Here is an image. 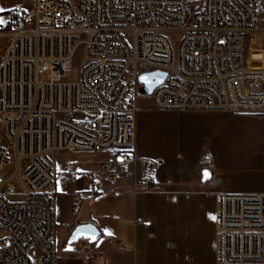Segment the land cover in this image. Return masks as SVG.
<instances>
[{"label": "built area", "instance_id": "2783aa9c", "mask_svg": "<svg viewBox=\"0 0 264 264\" xmlns=\"http://www.w3.org/2000/svg\"><path fill=\"white\" fill-rule=\"evenodd\" d=\"M25 1L257 0H17ZM257 30L258 19H8L0 31L8 39L0 61V264L54 262L53 152H104L111 188L131 179L134 194L154 189L135 175L139 76L167 75L148 96L158 111L264 113V70L248 64ZM80 49L72 82L66 74ZM79 176L93 182L75 165L64 174ZM85 199L76 194L73 217ZM216 236L217 264H264V193H219Z\"/></svg>", "mask_w": 264, "mask_h": 264}, {"label": "crops", "instance_id": "0c3cea01", "mask_svg": "<svg viewBox=\"0 0 264 264\" xmlns=\"http://www.w3.org/2000/svg\"><path fill=\"white\" fill-rule=\"evenodd\" d=\"M12 11L0 24V31ZM0 45L6 51L8 39L0 37ZM144 135L140 139L134 131L138 157L135 175L140 184H151L153 190L134 194L131 179L111 188L100 168L93 182L79 176L70 181H73L70 186L55 191L53 215L56 195L71 197L66 202L71 216L76 194L84 193L86 199L76 220L66 226L60 245L55 247L53 241V264H217L218 194L264 193V181L257 189H237L235 184L226 189L213 178L215 172L207 166L198 167L196 163L188 174L181 167L158 165L149 159L151 142ZM206 168L210 171L207 178V172L203 171ZM57 206L58 213L66 207L59 202ZM80 225H91L97 236L80 235L70 242L73 231Z\"/></svg>", "mask_w": 264, "mask_h": 264}, {"label": "rangeland", "instance_id": "374dc122", "mask_svg": "<svg viewBox=\"0 0 264 264\" xmlns=\"http://www.w3.org/2000/svg\"><path fill=\"white\" fill-rule=\"evenodd\" d=\"M258 3V30L248 39V64L251 69H264V0ZM17 0H0V24L6 21L9 13L15 9ZM1 46V45H0ZM0 57L5 48L0 47ZM4 56V54H3ZM84 59L80 49L75 57V67L66 74V79L76 81L78 65ZM50 72H42L38 80L45 83ZM135 116V133L142 139L148 137L151 142L150 158L158 165L181 167L189 174L192 166H207L215 172L213 178L221 187L231 189H257L264 181V113L227 114L212 112H170L158 111L151 106L147 96L139 95ZM51 158L56 173V184L52 193L60 191L72 182L66 181L63 173L68 167L76 165L81 173H90L97 177L100 164L107 159L104 152L90 154L84 151L53 152ZM17 187L16 179H11ZM4 186L2 192H6ZM67 192L70 193V190ZM54 196V195H53ZM71 197L55 196L54 205V246L58 247L64 238L66 226L76 218L69 214L66 202ZM57 202L65 204L58 213ZM81 207V206H80ZM80 211V216L82 215ZM33 264H37L36 261Z\"/></svg>", "mask_w": 264, "mask_h": 264}, {"label": "bare ground", "instance_id": "6f19581e", "mask_svg": "<svg viewBox=\"0 0 264 264\" xmlns=\"http://www.w3.org/2000/svg\"><path fill=\"white\" fill-rule=\"evenodd\" d=\"M9 19H258V3L25 1Z\"/></svg>", "mask_w": 264, "mask_h": 264}, {"label": "water", "instance_id": "95a60500", "mask_svg": "<svg viewBox=\"0 0 264 264\" xmlns=\"http://www.w3.org/2000/svg\"><path fill=\"white\" fill-rule=\"evenodd\" d=\"M166 76L167 75L165 73L160 71H155L139 76V83L143 85L138 90L139 94L147 97L150 96L153 90L163 83ZM203 171L207 172V174L210 176V171L207 168ZM80 235L92 238H95L97 236L96 230L91 225H80L77 226L73 231L70 242L74 241Z\"/></svg>", "mask_w": 264, "mask_h": 264}, {"label": "snow or ice", "instance_id": "6c2138e0", "mask_svg": "<svg viewBox=\"0 0 264 264\" xmlns=\"http://www.w3.org/2000/svg\"><path fill=\"white\" fill-rule=\"evenodd\" d=\"M0 10H2V9H0ZM207 175H208V174H207V173H205V177H207Z\"/></svg>", "mask_w": 264, "mask_h": 264}]
</instances>
